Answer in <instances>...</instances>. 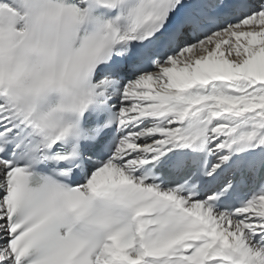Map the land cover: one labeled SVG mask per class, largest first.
<instances>
[{
    "label": "snow or ice",
    "instance_id": "obj_1",
    "mask_svg": "<svg viewBox=\"0 0 264 264\" xmlns=\"http://www.w3.org/2000/svg\"><path fill=\"white\" fill-rule=\"evenodd\" d=\"M0 264H264V0H0Z\"/></svg>",
    "mask_w": 264,
    "mask_h": 264
}]
</instances>
